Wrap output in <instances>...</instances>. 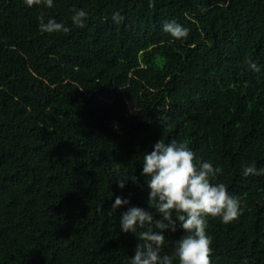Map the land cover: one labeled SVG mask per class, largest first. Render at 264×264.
<instances>
[{
	"label": "trees",
	"instance_id": "trees-1",
	"mask_svg": "<svg viewBox=\"0 0 264 264\" xmlns=\"http://www.w3.org/2000/svg\"><path fill=\"white\" fill-rule=\"evenodd\" d=\"M41 15L68 31L42 33ZM161 139L240 200L230 224L208 218L213 264H264V174L242 172L264 169V0H0V264H129L139 240L120 217L161 219L142 174ZM116 197L130 204L109 214ZM165 235L172 255L185 232Z\"/></svg>",
	"mask_w": 264,
	"mask_h": 264
},
{
	"label": "clouds",
	"instance_id": "clouds-1",
	"mask_svg": "<svg viewBox=\"0 0 264 264\" xmlns=\"http://www.w3.org/2000/svg\"><path fill=\"white\" fill-rule=\"evenodd\" d=\"M24 2L28 7H53V0ZM151 6L154 4L150 3ZM71 11L74 13L72 22L83 28L88 14L83 9L73 8ZM39 19L42 33L68 31L63 23H58L55 19L49 18L46 23L43 15ZM122 19L119 13L113 15L115 23ZM163 31L177 40H184L189 35V30L176 21L165 23ZM246 63L253 71L260 70L251 60ZM221 172L222 169L214 168L212 163L198 160L187 142L172 140L166 143L163 139L157 141L153 150L143 155L142 174L148 178L149 207L155 208L161 219H155L151 212L137 206L129 207L121 214L122 231L133 233L139 240L129 264H174V261H178V264H213L212 239L207 233L208 218H219L224 224H230L241 215L240 200L229 194L225 184L211 182ZM242 172L248 177L262 175L264 169L257 170L253 164L243 166ZM129 179L138 183V178L133 174L122 175L117 179L119 187L123 189ZM128 204L130 200L116 197L109 214ZM178 224L185 235L177 241L174 254H162L166 243L165 233H175Z\"/></svg>",
	"mask_w": 264,
	"mask_h": 264
}]
</instances>
